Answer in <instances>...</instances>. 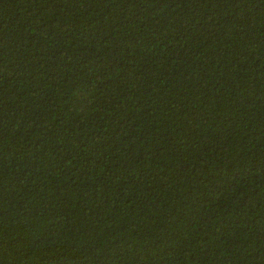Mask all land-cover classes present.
I'll use <instances>...</instances> for the list:
<instances>
[{"label":"trees","instance_id":"16d2710c","mask_svg":"<svg viewBox=\"0 0 264 264\" xmlns=\"http://www.w3.org/2000/svg\"><path fill=\"white\" fill-rule=\"evenodd\" d=\"M0 264H264V0H0Z\"/></svg>","mask_w":264,"mask_h":264}]
</instances>
